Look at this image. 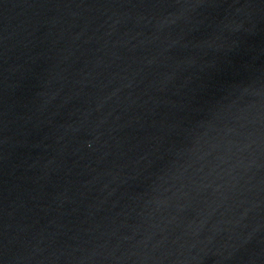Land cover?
Masks as SVG:
<instances>
[{
    "label": "water",
    "instance_id": "obj_1",
    "mask_svg": "<svg viewBox=\"0 0 264 264\" xmlns=\"http://www.w3.org/2000/svg\"><path fill=\"white\" fill-rule=\"evenodd\" d=\"M0 264H264V0H0Z\"/></svg>",
    "mask_w": 264,
    "mask_h": 264
}]
</instances>
